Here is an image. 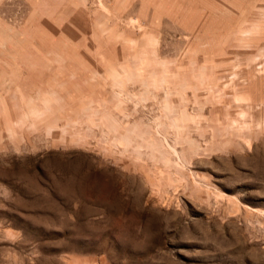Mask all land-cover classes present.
Wrapping results in <instances>:
<instances>
[{
    "label": "rangeland",
    "instance_id": "1",
    "mask_svg": "<svg viewBox=\"0 0 264 264\" xmlns=\"http://www.w3.org/2000/svg\"><path fill=\"white\" fill-rule=\"evenodd\" d=\"M0 264H264V0H0Z\"/></svg>",
    "mask_w": 264,
    "mask_h": 264
}]
</instances>
